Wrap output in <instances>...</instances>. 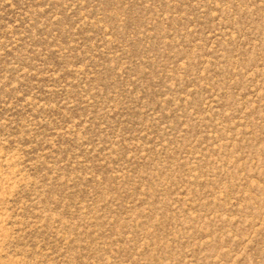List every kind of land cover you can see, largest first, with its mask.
Returning <instances> with one entry per match:
<instances>
[{"label": "rangeland", "instance_id": "1", "mask_svg": "<svg viewBox=\"0 0 264 264\" xmlns=\"http://www.w3.org/2000/svg\"><path fill=\"white\" fill-rule=\"evenodd\" d=\"M0 264H264V0H0Z\"/></svg>", "mask_w": 264, "mask_h": 264}]
</instances>
